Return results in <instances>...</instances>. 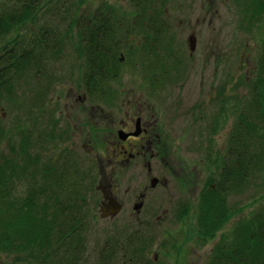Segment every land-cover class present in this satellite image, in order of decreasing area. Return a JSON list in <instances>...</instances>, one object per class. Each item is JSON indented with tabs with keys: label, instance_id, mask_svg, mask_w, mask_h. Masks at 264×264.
Returning a JSON list of instances; mask_svg holds the SVG:
<instances>
[{
	"label": "trees",
	"instance_id": "1",
	"mask_svg": "<svg viewBox=\"0 0 264 264\" xmlns=\"http://www.w3.org/2000/svg\"><path fill=\"white\" fill-rule=\"evenodd\" d=\"M131 1L134 15L141 17L159 14L156 6L167 0ZM86 2L0 0V90L11 94L15 85L30 79V105H35L37 98L43 101L56 81L43 63L48 58L59 60L66 47L80 60V68L83 63V80L90 95L105 98L103 95L109 94L106 79L114 78L130 65V34L140 29L142 20L134 19L136 27L130 28L129 20L118 15L129 14L113 7L108 12L102 6L84 8ZM234 2L237 28L249 33L254 42L244 47L250 53L257 50L255 67L241 101L234 93L230 99L217 96L211 133L217 132L231 113L234 115L226 145L221 152L213 137L205 146L200 145L203 157L196 162L205 175L196 197L181 204L192 211L195 227L191 232L197 242L215 240L206 264H264V0ZM81 9L84 11L80 13ZM47 14L58 16L43 17ZM164 52L170 56L168 49ZM3 133L0 126V144ZM32 134L30 127H20L19 139L11 141L0 154V256L10 257L15 264H92L85 254L84 216L88 204L81 194L91 188L84 179L43 181L45 163L37 153L32 154L41 150V144ZM32 148L34 151H30ZM33 176L38 185L36 192L42 193L36 196L35 204L26 186L25 194L14 192L19 181L28 185ZM243 195L250 209L244 217L241 213L245 204L239 201ZM228 224L230 231L222 233ZM149 242L147 239L144 245L139 243L131 257L119 253L118 257L126 258L121 264H137L134 260L142 256V264H152L144 256ZM101 254L100 264L118 261L115 252Z\"/></svg>",
	"mask_w": 264,
	"mask_h": 264
},
{
	"label": "rangeland",
	"instance_id": "2",
	"mask_svg": "<svg viewBox=\"0 0 264 264\" xmlns=\"http://www.w3.org/2000/svg\"><path fill=\"white\" fill-rule=\"evenodd\" d=\"M86 1L83 7L93 6L97 8L103 4L106 5L108 10L113 7L121 13L130 11L128 0ZM234 1L167 0L164 5L160 6L161 10L165 9L166 14L169 16L168 21L177 46L188 52L186 42L191 33L199 37L206 36V57L203 68H201V60L189 62V68L186 70L184 78L186 82L182 86L165 84L161 92L162 100H164V111L162 110L161 117L163 120L164 118L167 120L166 127L168 130L164 136V142L166 138V141L173 147L174 154L180 160L189 162L191 170L186 166L188 171L186 181L183 179L184 174L179 170L175 174L176 176L170 178L166 187L149 191L151 211L147 209L138 214L132 211V213H127L125 210L108 218L98 216L100 213L96 211V220H92V224H89L83 235L86 239L85 254L92 264L101 263L99 261L102 255L100 251L107 244H116L117 252H114L117 257L120 256L119 250L122 248V242L130 238V235L133 238L136 231L144 232L151 238L149 254L152 255V252L155 251L159 264H206L210 247L215 240L199 244L195 241L191 232L195 227L194 220L187 219L185 223H180L175 217L173 218L174 213L171 209L176 207L178 202L194 197L199 190L205 170L197 164L201 156V152L197 149L198 146L202 143L203 146L206 145L209 137L215 139V147L220 148L221 152L223 146L226 145L230 127L222 126L217 132L214 130L213 133L210 130H205L202 135L198 132L197 122L201 121L204 129L205 124L210 126L213 121L211 114L217 109L212 110L217 106V102L212 99L213 97L217 99L216 94L219 90H222V97L226 96L224 87L227 84L230 88L228 91L234 93L239 101L244 98L249 87L250 78L255 67L257 50H252L250 53L249 49L244 47L245 43L251 44L253 38L250 37L249 33H244L237 28L238 17ZM156 8L160 9L158 5ZM82 11L84 10L81 9L79 12ZM57 16L47 14L43 17L56 18ZM255 43L258 45V39L255 40ZM252 45L256 47L255 44ZM39 57L42 58V56ZM79 62L80 60L75 57L73 51L66 47L63 56L59 60L45 59L43 63L45 70L56 81L49 88V92L45 95L43 101H38V98L35 99V105H30L27 96L31 86L30 79H27L28 81L24 80L18 86L15 85L11 94H6L3 89L0 90V126L4 132L0 144V154L6 150L11 141L16 142L19 139L20 127H30L34 133L32 137L35 136V139L39 140L41 144V150L32 152V154L39 153L41 161L44 162L46 160L45 150L53 143L44 139L45 134L50 131L48 130V116L55 123L63 125L51 129L53 133L65 135L66 140L59 144L60 147L66 150L72 149L74 153L80 150L86 151L89 148L86 140H90L89 134L92 135L93 132L90 131L87 122L91 120L92 114H96L101 107L95 105L89 109L85 107L82 101L73 107L69 106L71 98H73L72 95H82L83 93V86L79 79L82 67L80 68L81 64ZM138 80L139 76L136 73L126 71L122 73L118 81L111 83V87L119 90L120 88L135 86ZM37 102L43 103V105H37ZM99 104L103 106L102 103ZM198 109L201 110V120L193 122L185 119L186 122L183 121V127L179 124L183 117L194 114ZM230 115L234 116L232 113ZM65 125L68 126V130L65 129ZM183 128L185 133L182 132ZM100 134L101 136H97L99 142L103 141L102 133ZM203 138L206 140H203ZM53 148L55 147L51 146L50 150ZM100 148L102 147L100 146ZM30 151H34V149L32 148ZM99 152L102 156V162L106 163L105 159L108 157H106L104 149ZM108 153H110L109 148ZM140 162L139 160L134 162L123 175L120 171H113L112 167L109 168L113 177L111 181L113 184L112 190L119 196L117 197L119 200H121L120 197H125V192H137L145 181V168L141 167ZM137 171H139V174ZM126 174L133 178L130 181L123 182ZM43 181H48L47 177H43ZM18 183L20 185L17 184L15 192L21 193L24 184L22 181ZM102 183L106 184L104 181ZM95 185L96 182L94 181L92 188H95ZM126 185L130 186L126 189ZM247 196L245 194V197ZM245 197L244 195L239 197L240 203L245 204V208L243 207L241 213L243 217L250 210L246 206L248 199H245ZM122 200L124 201V198ZM125 205L128 208V203H125ZM256 205L252 207L254 208ZM164 210H167L168 215L164 213ZM234 218L237 219V216ZM230 224L224 228L222 233L230 231ZM109 250L105 249L104 253ZM165 255L169 257V262L165 260ZM0 259L2 260L1 264H15L11 263L10 257L6 255L0 256ZM117 259V264H121V259L124 258L118 257Z\"/></svg>",
	"mask_w": 264,
	"mask_h": 264
},
{
	"label": "flooded vegetation",
	"instance_id": "3",
	"mask_svg": "<svg viewBox=\"0 0 264 264\" xmlns=\"http://www.w3.org/2000/svg\"><path fill=\"white\" fill-rule=\"evenodd\" d=\"M166 17L169 16L167 15ZM164 19V17L156 19V24L151 26L152 31L147 33L159 34V36L162 37L163 28L165 26ZM145 35L146 33H143L135 40V43L138 45L134 48V57L132 56L133 58L131 59L129 67H126L123 71V73L126 71L136 73L139 76L137 85L120 88L119 90H112L111 95H103L105 98L101 97L100 94L90 95L84 81L82 82V75L84 77V74L81 71L79 79L83 86V93L82 95H72L73 98H71L69 106L73 107L75 104L82 101L85 107L89 109L93 108L95 105L101 107L96 114H92L91 120L87 122V126H89L91 129L90 131L93 132L92 135L89 134L90 140H86L89 148L86 151L80 150L76 153H74L72 149L66 150L59 146V144L66 140V137L63 134H58L56 138L51 141L53 143L47 147L44 153L46 157L44 161L45 168L49 171V174H44V178L47 177V179L51 181H65L77 178L89 179L96 182L94 189L81 193L88 204L85 208L84 216V218H86V225L92 224V220H96L95 215H97V212L101 214V210L103 211V208L110 202V199H113L114 202L119 204V212L126 210L127 213L136 212L141 214L147 209L151 211L148 197L149 191L154 189L160 190L166 187L170 178L176 176L175 174L179 170L184 174L183 179L186 181V176L188 174L186 166L191 170L189 162L180 160L179 157L174 154L173 147L166 141V138L164 142V136L168 132L166 127L167 120L165 118L163 120L161 117V112L162 110L164 111V100H162L163 96L161 95L162 87L165 84L182 86L184 82H186L184 79L185 75H182L183 71H175L173 74L165 76L162 62V47H155L152 49H149V47L145 48L144 46L141 47L140 45H151L153 43V39L145 41ZM205 44L206 36L197 37L196 35L195 49L192 53H189L191 62L201 60V68H203L205 64ZM152 50L160 51L159 56H157L155 60L152 59L153 57L144 58L143 54L145 55L146 53L151 55L148 51ZM109 80V78L106 79V82ZM118 80L119 78L111 81L110 86L112 82ZM99 103H102L103 106ZM200 111L201 110L198 109L194 114L183 117L179 124L183 127V121H185V119L186 121L191 120L196 122L197 119L201 118ZM48 122V130H50V133L52 131L51 129L63 126L55 123L49 116ZM64 127L68 130L67 125ZM182 132L185 133L184 128ZM100 133H102L103 141L99 142L97 136H101ZM51 146L55 148L50 150ZM100 146L102 148H100ZM108 148L110 153H108ZM103 149L106 153V157H108L105 159L106 163L102 162V156L99 154V151ZM137 160L141 161V167L145 168V181L137 192H125V197H120L121 200H119L117 198L119 196L112 190L113 184L111 181L113 177L109 168L112 167L113 171H120L121 175H123L127 168L129 169ZM137 173L139 174V171H137ZM132 178L133 177L130 175L127 176L126 174L124 175L123 182L130 181ZM103 181L106 184H103ZM129 186L130 185H126V189ZM36 188L37 184L35 179H33L31 194L34 204L36 202V195L42 194L36 192ZM123 198L124 201L122 200ZM125 203H128V208ZM171 211L177 214L179 211L178 204L176 207H173ZM164 213L168 215L167 210H164ZM100 214L98 216H100ZM139 243L144 245L143 241H139L134 245L130 241L125 250L131 253L136 250L135 248ZM110 249H112V247ZM147 249L148 248L145 247L144 252ZM109 252L113 253L114 250L112 249ZM152 253L154 254V259H156L157 253L155 251ZM110 257L114 256L110 255Z\"/></svg>",
	"mask_w": 264,
	"mask_h": 264
},
{
	"label": "water",
	"instance_id": "4",
	"mask_svg": "<svg viewBox=\"0 0 264 264\" xmlns=\"http://www.w3.org/2000/svg\"><path fill=\"white\" fill-rule=\"evenodd\" d=\"M188 44L190 50H193L194 48V37L191 35L188 37ZM119 210L118 203L114 202L113 199H110V202L103 208V211L101 213L102 217L115 214Z\"/></svg>",
	"mask_w": 264,
	"mask_h": 264
}]
</instances>
